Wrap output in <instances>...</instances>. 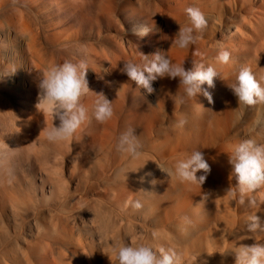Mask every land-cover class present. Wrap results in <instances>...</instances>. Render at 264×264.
Returning <instances> with one entry per match:
<instances>
[{"label": "rangeland", "instance_id": "obj_1", "mask_svg": "<svg viewBox=\"0 0 264 264\" xmlns=\"http://www.w3.org/2000/svg\"><path fill=\"white\" fill-rule=\"evenodd\" d=\"M0 1H1L0 2V28H2L5 31L8 29L5 32V35H2V38L0 36V50L2 49L1 51L3 52V48H7V47L11 50L13 49V54H12V57L10 59H9V57H3L2 52L0 51V53H1L0 54V61H1L0 62V98H1L0 101H2L0 103V200L1 201L4 200L6 198V195L7 196H14V197H17L19 199L21 198L22 201L27 200L28 197L35 198V199L39 198V200H40V201H38V204L36 205V210H35L34 214L33 215L32 214H30V215L26 214L25 216L23 214L20 215L16 219V222H18L20 220L21 223L20 222L16 223L15 227L8 225L6 223V221L1 219V217H0V219L4 221L3 222L4 224L1 222L2 223L1 226L5 225V226H3L4 229H3V227L0 226L2 229V231L1 230L0 231L5 233V235H6L5 236L6 238L4 239L5 241L0 240V252H1L0 253V264H32V263H35V264H46V263L47 264H56V263L57 264H78L72 258L69 261L63 260V259L61 260V259L56 258V255L54 254L55 253V243L59 242L63 238L60 234V230H61L62 226L57 222V220H55L56 214L60 215L61 217H64V218H62V219H64L63 227L68 232H71V234H69V235H72L75 238L79 237L80 241H82V242L93 240L92 239L93 237L91 238V236L94 234L93 231H91L93 233H91L90 231H89V233L87 232V236H86V231H83L81 229V227H78L75 224V223L80 222L81 220L83 221V223H88V219L84 218V215L80 214L81 209L84 207L83 205L89 204V202L91 203L93 201H108V199H109V201H111V200L112 201H119L118 199H123L124 194H125V196L129 195L124 202L126 205L127 204L130 205L129 202L134 200L133 196L130 195L132 185H133V181H131V178H129L131 176L128 174V169H129L130 165L131 166L141 165L142 167H144L146 169V172L148 171L147 174L149 173L148 168L153 167L155 169V171H157L158 169L156 170V168H157V166H159L158 168L160 171L159 170L158 171L160 173H162V175L160 176V173L158 171L157 172L159 174L151 173V171H150L147 178L149 180L150 179H154V180L153 181L148 180V182L145 184V190L146 189H149V190L148 191L146 190L145 195L142 196V200L140 199L142 202L145 203V201H146L148 203L143 204L140 201L142 204V207L139 209L133 208V211H135L134 213H138V214L143 213L142 217H144L145 221H146V218H149L152 220V221H149V223H151V224H148V228H150V226H151L150 229H154V230H157V229L162 230L163 229L164 231L171 233L172 236L178 232L176 235H178L179 237H180L181 233H180V231H177L178 227H179L178 230H181V232L184 231L186 233L188 231H185V229L189 230L188 228H190L188 234H194V236L197 239H199V241H201L200 246L198 245L196 247L198 250L201 251V253L206 254L208 251V247H210V248L215 249V250L220 249L223 252L222 257H224V255H226V257H232L233 256L232 250L234 247H238L240 245H251L254 243L252 238H249L246 236H240L238 238L237 229L238 228H241L243 230L247 229V223H248L249 215H257L256 213L262 207H264V206H261V204H264V198H261L260 196L258 197V195L246 193V195L245 194L243 195L246 198L243 197V203H241L240 202L241 194L238 191L234 190L236 195L235 194L229 195L228 192L224 191L223 189H225L227 187V185L224 187V185L226 183H229L228 185L230 187H228V188H231L235 183L232 176L228 174V171H230V169H231V166L229 164V154H228V153H230V147L229 146L232 144L238 143L239 140L241 141V139L242 140L243 139H251V140L255 141L256 143L258 141H260V142H258V144H260V143L264 144V142H262L261 139L258 140L259 136L255 132L256 128L252 127V122H253L252 120L253 119H251L250 116H252V115L254 116L253 113L255 112V110L252 111L251 108H248L249 110H247V108H245V106H243V108L241 110L240 105H235V106H237L236 112L234 111V110H236L235 106H234V108H229V110L227 112L228 114L227 113L225 114V119L228 117V119H232V120L229 121L227 119L228 120V121L226 120L227 122L224 120L226 123L224 121H222L221 122L222 124L219 122L221 126L223 125L221 127L222 130L219 131L220 132L219 133V132H217V129L218 128L220 129V126L216 124L217 123L216 120L218 118L216 117L217 115L214 113L216 108L214 110L213 108L208 106V104L203 103V101L201 99L196 101L197 103H199V105L197 106V103L193 104V101L191 102V100H192L191 98H186L185 99L186 103L185 102H184L185 104L182 103L183 108H184V110H183L181 103H178L176 100L177 98H175V95L177 94V92H175V90L176 91H178V90L173 89L174 91L172 90L169 92L167 90H165V91L163 90V92H164L163 93L161 89H163L164 87H162L163 85L162 86L160 85V77H158L156 80H154L155 83L153 81L151 82V86L153 85L152 86L153 92H151L152 94L146 92L145 89L138 88L131 80L130 81L132 83H130L127 75L123 71H121V69L123 68V64L126 61H132L134 63H140L141 60H140V57H138L139 52L145 54L144 52H146L148 49L146 47H148V45L151 44L152 38L150 37L151 33L149 32L150 35L148 33L147 34L148 36L146 35V37L144 38V41H143V39L136 40L133 36L127 34L126 31L128 29L132 28L131 26H133V23L135 21L140 22V18L138 17L139 13L141 12V10L143 11V8H145L144 5L147 4L148 0H145V1L144 0H133V1L132 0H129V1L128 0L127 1L122 0V2H121V0H61L63 2L62 3L63 6H61V7L60 6L58 7L57 5H55L53 3V0H39V3L32 4V5H30V2H29L30 0L29 1L28 0H20V1L19 0H0ZM119 1H120V3H119ZM26 2H27V4H26ZM49 3H50V5H49ZM142 4H144V5L142 6ZM74 5H76V7L79 9L80 12L77 11V13H76V12L72 11L71 7H73ZM112 5H113V7H112ZM111 8L115 11V12L113 11L114 13H116L115 15H113V14L109 15L110 12L112 11ZM17 9H18V11H22L21 12L22 18L20 19L21 21L23 19L22 22L17 21V19H16ZM136 9L137 10L139 9L138 12H135V11H137ZM108 16H109V19H108ZM111 19H113V20H111ZM111 21H112V23H111ZM18 30H20V31H18ZM15 31H17L15 33L16 35L14 34ZM7 32L10 34L9 35L7 34V36H6ZM19 34H22L20 36H23L22 37L23 41L21 42V44L17 43L18 42L17 37H20ZM31 36H32V38H31ZM206 37L208 38V36H206ZM113 40H114V42H113ZM205 40H206V38H205ZM30 42H32V44H33V45L30 44V46L31 45L33 46V47L31 46V48H32V50L34 48L33 51L36 52V56L38 58L39 63L42 64L40 69H38L34 66V64H33L34 60L31 59L29 54H27L28 51L26 48V46H27L26 44H29ZM8 44L10 47L8 46ZM23 44H25V45H23ZM142 45H144V46L142 47ZM192 45L193 44L189 45V49L186 48V51H187L186 53H188V50H189L190 54L188 53V56H190L189 59H191L190 60L191 66L189 65V68L192 67V65H195L196 63L197 64L201 63L204 66H210L209 63L211 61V59H210L211 57L209 58L208 55L206 56L207 50L202 52V53H201V51H200V53L197 52L198 54H196V52L192 51V47H191ZM142 50H144V52ZM128 51H129V53H128ZM191 53H192V55H191ZM193 54L197 56L196 57L197 59L196 58L194 59ZM207 57L209 58V61H208ZM134 58H136V59H134ZM40 60H41V62H40ZM80 60H84L87 63L88 68L90 69V70L88 69L86 72V79L88 81V87H89L90 91L85 93L84 95H82L81 100H80V102L82 104L84 103L83 105L87 109L88 119H86L84 124H82L80 126V128L77 129V132H75L73 134L74 136L72 135V137H70L69 140L67 139V140L58 141V142H49L44 137L43 129L45 127H51L53 124L55 125L58 122L56 120H53L50 115L45 114L38 106L35 107V105L37 103V93H38L37 83H38V79H39V73L45 67H51V66L63 63L65 61L77 62ZM192 60H194V61H192ZM191 61H192V63H191ZM195 61H198L200 63H198V62L195 63ZM122 62H123V64H122ZM206 62H208V65L206 64ZM19 63H22V64L24 63L23 68L21 70L15 68V67H17V65H19ZM121 64H122V66H121ZM119 65H120V67H119ZM42 66H44V67H42ZM33 68H36V69H33ZM186 69H188V67ZM10 70H11V72H9ZM90 71L93 74L90 73ZM7 72L9 75L13 74V75H15L14 77H17V78L19 76H22L21 79H19V81H18L19 83L18 82L17 83H11L8 79L6 81L4 77H5ZM97 73L100 75H97ZM1 79H2V81H1ZM3 79H4V82L6 81L5 84L3 82ZM20 80H21V82H20ZM115 81L118 84L115 83ZM132 84H134V86ZM18 86H20V87H18ZM131 86H133L134 88ZM110 87H111V89H110ZM6 88H9V89H6ZM16 88H18L17 89L18 93H16ZM120 88H121V90H120ZM118 89L120 90V94L118 92L119 91ZM178 89H179L178 94L179 95L182 94V92H183L182 88L179 87ZM114 90H115L116 94L113 93ZM155 92H157V93H155ZM167 92H168V96H170V98H168V96H166ZM96 93H103L104 96L109 100V102H112L113 116L104 122L96 121L92 115L93 109H94V102L97 99V97L95 95ZM170 93L173 94L174 97ZM158 94H159V97H158ZM160 94L162 97H160ZM114 95H115V97H114ZM179 95H176V97H178ZM120 96H121V98H119ZM116 97L118 98V100H116L118 103L115 101V99H117ZM155 97H157V98H155ZM199 98H201V97H199ZM155 99H156L158 104L155 103L156 102ZM172 100L173 101L175 100L177 102V104L175 101H174L175 103H173ZM187 100L189 101V103ZM147 101H148V103H147ZM166 101H169V102H166ZM163 102H166V103H163ZM200 103H201V105H200ZM148 104H149V106H148ZM165 104H166V106H164ZM7 105H8V107H7ZM168 105H169V107H168ZM190 105L191 106L193 105V107H192L193 109L190 107ZM145 106H146V108H145ZM148 107H150V109H148ZM161 107H163V108H161ZM185 107H187L186 109H189V107H190V109H189L190 111L186 110ZM239 107H240V109H239ZM159 108H160L161 112L159 111ZM194 108H195V111H194ZM144 109H146V110H144ZM197 109H200V110H197ZM114 110H116V111H114ZM178 110L179 111L182 110V111H180V113H179ZM232 110L234 112H232ZM182 112L184 113V115L186 112H188L187 114H189V112H190V114L188 116H191V112H193V114L195 116L194 115L191 117H187V115L181 116L180 114H182ZM239 112H241V115L239 114ZM248 113H250V115ZM208 114L209 115L212 114V115L209 116ZM229 114L230 115L233 114V115L230 116ZM201 115L203 117H201ZM180 116L182 118L184 117L185 121L188 118L189 119L191 118L192 124L189 123L190 120H187V122L184 121V123L185 124L187 123L189 126L187 124H186L187 125L186 126L183 123L184 126H182L181 129H180V127L178 128V126H179L178 122L180 120L178 121L175 118L178 117L177 119L183 120L182 118H180ZM185 117H187V118H185ZM192 117L194 120L192 119ZM206 117H207V120H206ZM172 118H174V119H172ZM212 118L213 119L216 118L215 121ZM211 120H212V124L210 122ZM255 120L256 119L254 118V121ZM27 121H28V123H27ZM213 121H214V124H213ZM242 121H245V122H242ZM17 122H18V124H17ZM35 122L37 124L36 126H35ZM170 122H173V123H170ZM194 122H195V125L193 124ZM206 122H208L210 124H208ZM43 123H44V125H43ZM198 123L199 124L201 123L200 126ZM227 123H228V126H227ZM249 123L251 124V126ZM116 124H117V126H116ZM171 124H173V125L176 124V125L173 126ZM25 125H26V127H25ZM207 125L208 126L210 125L209 127L212 126L213 129H215V128H217V129L212 131V129L211 128L209 129ZM215 125H217L219 127H217ZM185 126L188 127V129ZM190 126H194V127H190ZM205 126H207V128ZM20 127L22 129H24L23 132H20V131H22V129ZM198 127H200V128H198ZM25 128L26 129L28 128L27 132H26ZM183 128H185V129H183ZM17 129H19V130H17ZM128 129H133L135 131V134L138 135L140 141L142 142L143 151L145 152V156L142 159L143 161L139 160V161H133L132 162V160H129V157L126 153H121L116 148V144H117V140H118L119 135L121 133L127 131ZM189 129H191V130L189 131ZM203 129H204V131H206V129H207V131L204 132ZM173 130H174V132H173ZM198 130L202 133H199ZM192 131L195 133H193ZM115 132H116V134H115V136H113ZM222 132H223V134H222ZM154 133H156V134H154ZM176 133H177L178 137H175ZM181 133H183V134L181 135ZM211 133H213V134L211 135ZM216 133H219V134H216ZM188 134H190V135H188ZM220 134H222L223 137L222 136L220 137ZM251 134H252V136H251ZM91 135H92V137H91ZM107 135H110V136H107ZM192 135L193 136L195 135L196 137L195 136L192 137ZM199 135H203V137L202 136L200 137ZM209 135L211 136V138ZM215 135H217L218 137ZM212 137H213V139H212ZM226 137H227V139H225ZM19 138H20V140H19ZM158 138L160 140H158ZM165 138H166V140H165ZM173 138L174 139L180 138V140L177 139V141L175 142V140ZM184 138H185V140H183ZM204 139H206V140H204ZM112 140L114 141V143L112 142ZM182 140H183V142H182ZM207 140H208V142H207ZM236 140H238V141H236ZM77 141H78V143H77ZM205 141H206V143H204ZM212 141H215V144H213L214 142L212 143ZM263 141H264V139H263ZM169 142L171 143V145H173L172 143H174L175 146L174 145L171 146ZM186 142H187V144H186ZM107 143H108V145H107ZM112 143H113V145H112ZM183 143H185V144H183ZM209 143H210V145H209ZM226 144H228V145H226ZM164 145H166V146L164 147ZM176 145H178V146H176ZM221 145L222 146L224 145V146L221 147ZM206 146L208 148L210 146L211 147L208 149ZM213 146H215V150H218V152L221 151L220 152L221 154L220 153H218L219 155L216 154L215 153L216 151L215 152L213 151V149H214ZM110 147H111V150H110ZM169 147H171V148H169ZM219 147H221V149ZM16 149H17V152L15 151ZM78 149H79V151H78ZM62 150H63V152H62ZM195 150L200 151L203 155V158L206 159L208 161V163H209L208 159L211 160L212 157H213L212 160H214L216 156H218V157H216V160H217V158L220 159V157H222L223 152H224L223 153L224 158L227 156V159H225V162H223L224 160H222V158L220 159L222 161V164L220 163L221 161L219 162V159L217 160L218 162L216 160L215 161L211 160L210 165L209 164L208 165L211 166V164L213 162L215 163V165L212 164L213 165L212 168L209 167V169H212V171L209 170V172H208L209 174L208 173L204 174L202 170L197 171V178H199V176H201V175H205V177H207V178H205L203 184H201L202 186L201 185L198 186L199 184H194V185L192 184V186H191V185H189V183H180L177 180V178L175 177V175L172 173L175 161L177 159L183 158L184 155L190 154L192 151H195ZM210 152H212V153H210ZM48 153H50V154H48ZM70 153H72V154H70ZM76 153L79 155H77ZM52 154L57 155V156H53ZM212 154H214L215 156ZM180 155H181V157H180ZM207 155H209V157ZM156 156H157V159H156ZM207 157H208V159H207ZM57 158H59V159L57 160ZM127 158H128V160H127ZM146 158H148V159H146ZM75 159L77 162L75 161ZM111 159H112V161H111ZM152 160H153V162H152ZM158 160H160V163ZM125 161H126V163H125ZM129 162H131V164H129ZM123 163H125V164H123ZM166 163H168L169 166ZM216 163L217 164L220 163L219 166L220 165L221 166L219 167ZM54 164H56V165H54ZM76 165H78V166L76 167ZM146 165H147V167H146ZM155 165H156V167H155ZM73 166L75 168L72 169ZM161 166H162V168L164 167L163 169H165V170L167 169V170L166 171L163 170L161 168ZM214 166H216V167H214ZM213 167H214V169H213ZM223 167L226 170L228 169L227 173L225 172V169ZM38 168L39 169L42 168V170L45 171L46 175L44 174V172L41 169L39 170ZM221 168L224 170H222ZM54 169H56V170L54 171ZM38 170H39V173H38ZM113 170H114L115 174H114ZM161 170H163V171H161ZM53 171L55 174L53 173ZM163 172H164V175H163ZM56 173H57V175H56ZM117 173H119V174H117ZM199 173H201V174H199ZM60 174H62L63 176ZM225 174L228 175L229 179L225 178V177H227ZM58 175H60L61 177ZM120 175H123L124 177L122 176L120 179ZM211 175H213V176H211ZM41 176L42 177H46V176L53 177V181H56V182H57L58 178H59V180L61 178L62 179L64 178L63 180L65 182L62 181V179L60 180V182H62L61 183L62 185L59 184V182H57V183L60 185V187L65 188L68 193L65 190L64 193H67V194H64L65 197L62 196L61 202L64 204V205L61 204L62 210L60 212H55V213L52 212V215H50L51 213L49 215H46L47 213H45V215H42L44 218L42 217L39 221L42 223L40 226H43V227H41V228L39 227L38 229H34V224H33L34 222H32V221H34L35 218H33V217H35V215H37L36 213L39 212L37 210L48 207V204H51V203L47 202L48 199L46 197V193H45V195H44V192L42 193V195L40 194L41 192L39 190H40V179H41L40 177ZM164 176H165V178H164ZM208 176L209 177L211 176V178H209ZM71 179H78L77 180V182H78L77 186L73 187V184L70 182ZM122 179L125 181H123ZM162 179L164 180V182ZM214 180H215V182H214ZM68 181H69V183H67ZM115 181H117V182L115 183ZM106 182H108V183H106ZM153 182H154V184H153ZM206 182L207 183L209 182V185ZM213 182H214V184H213ZM216 182H219L220 185L222 184L221 185L222 187L220 188V185H218L219 183L217 184L218 185L217 186ZM221 182H223V183H221ZM230 182H232L231 183L232 185L230 184ZM63 183H66V184L71 185V186L67 187V185L66 184L63 185ZM113 183H114V185H116V190H115V186L112 185ZM150 183H151V186L148 185ZM93 184H96L97 186L93 185ZM126 184L129 187L126 186ZM161 185L163 186V188ZM102 186H103V188H105V190L102 189V191H101V189H99V188H102ZM147 186H148V188H147ZM195 186L196 187L198 186V188H197L198 194L196 191L197 189H195L196 188ZM215 186L218 188H216V190H214V189L212 190L211 187L215 188ZM85 187H86V190H85ZM106 187H108L109 190ZM122 187H124V188L122 189V192H121ZM151 187H152V189H151ZM156 187H157V189H155ZM190 187L192 190L189 189ZM183 188H184V190L186 188H188L187 189L188 191L185 190L186 192H183ZM113 189H114V191H113ZM125 189H127L128 191ZM181 189H182L183 193H181V197H180L179 193L181 192ZM218 189H219V191H217ZM83 190H84V193H83ZM87 190H88V193H87ZM159 190L160 191L162 190V191L160 192ZM168 190L171 193H168ZM199 190L202 193H200ZM36 191H38V192H36ZM163 191L164 192L166 191L167 193L166 192L164 193ZM210 191H211V193H210ZM214 191H216V193ZM155 192H158L159 194L158 193L156 194ZM174 192H176L177 195ZM191 192H193V194L195 196L197 195L196 198L194 195H192ZM219 192H221L220 195H219ZM223 192H224V194H223ZM90 193H91V195H90ZM147 193H148V195H147ZM151 193H152V195H155L156 199L154 196L150 195ZM161 193H163L164 195ZM186 193H188V194H186ZM80 194H82V195H80ZM168 194H170V195H168ZM23 195H25V196L23 197ZM73 195H75V197ZM162 195H163V197L164 196H166V197H164V199H163ZM205 195H206V197H205ZM216 195H217V197H216ZM70 196H71V198H70ZM86 196H87V198H86ZM130 196L132 198H130ZM158 196H160V198ZM192 196L194 199H192ZM81 197H84V198H81ZM189 197H191V198H189ZM24 198H26V199H24ZM148 198L150 199V202H149ZM157 198L160 200H158ZM184 198L186 201H188L187 203L184 200ZM75 199H76V201H75ZM131 199H133V200H131ZM152 199L154 201L153 206H151V204L153 203ZM172 199H173V201H172ZM190 199H191V201H190ZM210 199H212V200H210ZM69 200H72V202ZM89 200H91V201H89ZM178 200H179V202H178ZM249 200L250 201L252 200V202L257 200L258 202H256V201L253 202L254 203V205H253V204H249ZM77 201H79V202H77ZM156 201H157V203H156ZM181 201H182V204H180ZM158 202L160 204H158ZM164 203L167 205V207L165 206ZM187 204H188V206H187ZM208 204H210V205L208 206ZM217 204H219L218 207H216ZM148 205H150V207ZM171 205H172V207L175 206V208L172 209ZM176 205L179 206V208H177ZM190 205H192L191 207H195V206L200 207L201 206L200 209L202 208V210L205 211L206 213L209 210L207 214H209L212 210H213V212L210 213V216L208 217L209 219L207 221L200 222V221L195 219L194 215H192V208L190 207ZM206 205H207V207H206ZM186 206H187V209H185ZM220 206H222V207H220ZM159 207L161 209H159ZM165 208H166V210H165ZM218 208L221 210V213H223V214L218 212L219 211ZM224 208H226V209H224ZM243 208H245V209H243ZM210 209H211V211H210ZM247 209H249V210H247ZM77 210H79V211H77ZM184 210H186V211L184 212ZM225 210L228 211L229 213L226 212ZM62 211L63 212L66 211V213H63ZM72 213H74V214H72ZM156 213L158 216L156 215ZM0 214H1V212H0ZM75 214L78 217L77 220L73 219L76 216ZM212 214L214 216H212ZM225 214L227 216H229V215L230 216L227 217ZM47 216H51V218H48ZM79 219H80V221H78ZM159 219H160V221H159ZM183 219H185V220H183ZM179 220L183 221V222L185 221L183 223L184 226H186V223L188 226V223L191 220L189 223L190 226H188V228H187V226L184 228V226L182 224H179V222H180ZM235 220H236V222H235ZM27 221L29 222V225L27 224L28 223ZM49 221L52 223H49ZM82 221H81V223H82ZM133 222H136V221L133 219ZM164 222H165V224H164ZM221 222H223L224 224ZM55 223H56V225H55ZM17 224H19V225H17ZM26 225H27V227H26ZM141 225L144 226V228H145L144 223H141ZM191 226L193 227L195 232L191 231V230H193V229H191ZM76 227H78V229ZM173 227H176L177 229L173 231L172 230ZM206 227L208 229H206ZM19 228H21V229H19ZM54 228H55V230H54ZM74 228L76 229V231ZM170 228H171V230H170ZM183 228H184V230L182 231ZM196 228H198L199 231ZM39 229H41L40 230V232L42 231L41 233L39 232ZM51 229H52V231H51ZM119 229L121 230L119 232V234L118 235L116 234L117 236L116 235L114 236L115 242H125V243H130V244L133 242V244H135L137 242V240L139 239V237L137 235L138 234L137 231H133V232L128 231V232H126L127 233L126 234L121 228H119ZM173 229H175V228H173ZM14 230L15 231L17 230V231L14 232ZM9 231H10V233H9ZM12 231L14 234L12 233ZM49 231H51V232H49ZM7 232L9 235L7 234ZM174 232H176V233H174ZM197 233H198V235H197ZM108 235L111 236L112 235L111 232L107 233V235H106L107 238H109ZM176 235H174V238L178 239V236L176 237ZM226 235H228L227 239H226ZM17 236H20V237H17ZM123 236H124V238H123ZM202 236H204V238ZM22 237L24 238V240ZM116 237L117 238L119 237V238L117 239ZM133 237L136 239H134ZM214 238H215V240H214ZM259 238H260V236H259ZM66 239L68 240V238H66ZM25 240H26V242H23ZM229 240H231V241H229ZM13 241H15V243H13ZM35 242H36V244H35ZM210 242L212 244H210ZM33 243L35 244V246ZM5 246H6V248H5ZM14 246H17L18 248H14ZM31 246H32V248H31ZM226 246H227V249H226ZM224 247H225V249H224ZM18 249H19V251H18ZM180 249H181V251L185 250L183 247H181ZM227 250H228V252H224ZM12 251H14V252H12ZM23 251H25V252H23ZM15 252L18 255L15 254ZM21 255H23L24 258L21 257ZM53 255H54V258L53 257L51 258V256H53ZM37 257L39 258L38 260H37ZM55 258H56V260H55ZM34 260H36V261H34ZM84 264H86L85 261H84ZM111 264H114V261L111 262Z\"/></svg>", "mask_w": 264, "mask_h": 264}, {"label": "bare ground", "instance_id": "obj_2", "mask_svg": "<svg viewBox=\"0 0 264 264\" xmlns=\"http://www.w3.org/2000/svg\"><path fill=\"white\" fill-rule=\"evenodd\" d=\"M20 1V0H19ZM29 1V0H28ZM127 1V0H126ZM129 1V0H128ZM133 1V0H132ZM145 1V0H144ZM1 2V1H0ZM30 2V5H32V4H37V3H39V0H30L29 1ZM71 2V1H70ZM121 2H122V0H121ZM124 2V1H123ZM51 3V2H50ZM50 3H49V5H50ZM53 3L55 4V5H57L58 7L60 6H63V2L61 1V0H53ZM74 3V2H73ZM117 3V2H116ZM119 3H120V1H119ZM143 3V2H142ZM26 4H27V2H26ZM72 4V3H71ZM113 4V3H112ZM137 4V3H136ZM145 4V3H144ZM144 4H142V6L144 5ZM68 5V4H67ZM71 6V5H70ZM145 6V8H143V11L141 10V12L139 13V18H140V22L139 21H135L134 23H133V26H131L132 28L131 29H128L126 32H127V34H129V35H131V36H133L136 40H138V39H143V41H144V38L146 37V35L150 32L151 33V35H150V33H149V35H150V37L152 38H150L152 41H151V44L150 45H148V47H146V48H148L147 49V51L146 52H144V50H142L144 53H145V55H148V56H150L152 53H154V52H156V51H164V52H167V55H168V57H169V59L173 62V63H177V64H180V63H184V67H185V69L188 67L189 68V65H190V60L191 59H189L190 58V56H188V53H189V50H188V53H186L187 51H186V49H179V48H176L175 46H171V43H172V39H173V37H174V34L176 33V31L178 30V24L179 25H183V24H185L186 23V20H187V17H186V14H185V9L187 8V7H197V8H199V10L203 13V15H204V17H205V19H206V21H207V23H206V25H205V27L202 29V30H200V31H195L194 30V35H196V36H198L199 37V39H197L196 40V42L191 46L192 47V51H194V52H196V54H198L197 52H199L200 53V51H201V53L202 52H204V51H206L207 50V54H206V56L208 55V57L211 59V61H210V63H209V65L210 66H212L213 68H214V70L217 72V75L213 78V87H211V88H209L208 86H207V84H203V85H201V89H202V91L198 94H196V95H194V97L193 98H191L192 100H191V102L193 101V104H196L197 102V100H199V99H201L202 101H203V103H206V104H208V106H210L211 108H213L214 110H215V108H216V110H215V114L217 115L216 117L218 118L216 121H217V125H219L220 126V129L218 130L217 128H215V129H217V132H219V131H221L222 130V126L220 125V123L222 122V121H226L227 119H228V117L225 119V114L228 112V110H229V108H234V106L235 105H238V104H236L237 103V100H236V98H235V96L232 94V92H231V90H230V88L228 87V85H230V84H232L234 81H235V76H236V74H237V72H238V70L240 69V67L241 66H244V65H246V66H248L249 68H250V70L252 71V74L254 75V77L256 78V80L261 84V86L262 87H264V79H262V77H264V0H148L147 1V4L146 5H144ZM17 7V6H16ZM69 7V6H68ZM84 7V6H83ZM111 7V6H110ZM112 7H113V5H112ZM12 8V7H11ZM118 8V7H117ZM71 9H72V11H74V12H76L77 13V11H79V9L76 7V5H74L73 7H71ZM112 9V8H111ZM115 9V8H114ZM133 9V8H132ZM131 9V10H132ZM16 10V9H15ZM69 10V9H68ZM82 10V9H81ZM130 10V11H131ZM137 10V9H136ZM139 10V9H138ZM138 10L137 11H135V12H138ZM64 11V10H63ZM66 11V10H65ZM111 11V10H110ZM114 10L112 9V11L110 12V14L109 15H111V14H113V15H115L116 13H114L113 12ZM117 11V10H116ZM133 11V12H134ZM21 12L22 11H18V9H17V17H16V19H17V21H21L20 19L22 18V15H21ZM80 12V11H79ZM24 13V12H23ZM122 13V12H121ZM131 13V12H130ZM3 14V13H2ZM106 14V13H105ZM133 14V13H132ZM137 14V13H136ZM5 15V14H4ZM9 15V14H8ZM24 16V15H23ZM95 16V15H94ZM122 16V15H121ZM136 16V15H135ZM104 17V16H103ZM107 17V16H106ZM105 17V18H106ZM113 17V16H112ZM24 18V17H23ZM95 18V17H94ZM118 18V17H117ZM129 18V17H128ZM25 19V18H24ZM104 19V18H103ZM108 19H109V16H108ZM111 20H113V19H111ZM22 21H23V19H22ZM21 21V22H22ZM110 21V20H109ZM114 22V21H113ZM30 23V22H29ZM111 23H112V21H111ZM15 25V24H14ZM71 25V24H70ZM98 25V24H97ZM59 27V26H58ZM15 28V27H14ZM34 28V27H33ZM99 28V27H98ZM60 29V28H59ZM133 29H136V31L137 32H139V31H141L142 29H147V31L146 32H143V34H141V35H134L133 34ZM8 30V29H7ZM6 30V31H7ZM5 30H3L2 28H0V36H1V38H2V35H5V32H6ZM14 31V30H13ZM18 31H20V30H18ZM73 31V30H72ZM17 31H15L14 32V34L16 33ZM25 32V31H24ZM19 33V32H18ZM88 33V32H87ZM7 34L9 35L10 33H6V36H7ZM16 35V34H15ZM20 35H22V34H19V36ZM117 36V35H116ZM148 36V35H147ZM206 36H208V38L206 37ZM22 37L23 36H20V37H17V43L19 44H21V42L23 41L22 40ZM214 37V38H213ZM31 38H32V36H31ZM205 38H206V40H205ZM55 39V38H54ZM149 39V40H150ZM9 40V39H8ZM60 40V39H59ZM113 42H114V40H113ZM150 42V41H149ZM26 43V42H25ZM68 43V42H67ZM30 44H32V42H30L29 44H26L27 46H26V48H27V51H28V53L27 54H29L30 55V57H31V59H33L34 61V66L36 67V68H38V69H40V67H41V65L42 64H40L39 63V61H38V58H37V56H36V52L35 51H33L34 50V48H33V50H32V48H31V46L33 45H31L30 46ZM62 44V43H61ZM124 44V43H123ZM14 45V44H13ZM23 45H25V44H23ZM29 45V46H28ZM40 45V44H39ZM63 45V44H62ZM8 46H9V44H8ZM144 45H142V47H143ZM6 47V46H5ZM10 47V46H9ZM12 47V46H11ZM19 47V46H18ZM33 47V46H32ZM129 47V46H128ZM134 47V46H133ZM3 48V47H2ZM39 48V47H38ZM105 48V47H104ZM188 49H189V47H188ZM221 49H224V50H227L228 52H229V60H228V62L227 63H224V64H221V63H219L217 60H216V56H217V54H218V52L221 50ZM2 50V49H1ZM0 50V51H1ZM36 50V49H35ZM132 50V49H131ZM44 51V50H43ZM127 51V50H126ZM136 51V50H135ZM141 51V50H140ZM2 52V51H1ZM123 52V51H122ZM191 52V51H190ZM127 53V52H126ZM128 53H129V51H128ZM137 53V52H136ZM140 53V52H139ZM1 54V53H0ZM12 54H13V49L11 50V49H9L8 47L7 48H3V52H2V56L3 57H9V59L12 57ZM41 54V53H40ZM132 54V53H131ZM190 54V53H189ZM38 55V54H37ZM191 55H192V53H191ZM201 55V54H200ZM19 56V55H18ZM125 56V55H124ZM205 56V57H206ZM29 57V58H30ZM60 57V56H59ZM132 57V56H131ZM138 57H140V56H138ZM193 57H194V59L197 57L196 55H194L193 54ZM207 57V58H208ZM118 58V57H117ZM137 58V57H136ZM136 58H134V59H136ZM209 58H208V61H209ZM30 59V60H31ZM42 59V58H41ZM197 59V58H196ZM124 60V59H123ZM45 61V60H44ZM100 61V60H99ZM192 61H194V60H192ZM192 61H191V63H192ZM200 61V60H199ZM1 62V61H0ZM17 62V61H16ZM40 62H41V60H40ZM124 62V61H123ZM123 62H122V64H123ZM196 62H198V61H195V63ZM202 62V61H201ZM46 63V62H45ZM52 63V62H51ZM104 63V62H103ZM109 63V62H108ZM194 63V62H193ZM198 63H200V62H198ZM203 63V62H202ZM24 64V63H23ZM23 64L22 63H19V65H17V67H15L16 69H19V70H21L22 68H23ZM114 64V63H113ZM116 64V63H115ZM122 64H121V66H122ZM197 64V63H196ZM201 64V63H200ZM206 64L208 65V62H206ZM8 65V64H7ZM15 65V64H14ZM44 65V64H43ZM16 66V65H15ZM103 66V65H102ZM116 66V65H115ZM191 66V65H190ZM25 67V66H24ZM27 67V66H26ZM42 67H44V66H42ZM106 67V66H105ZM119 67H120V65H119ZM205 67H207V66H205ZM36 68H33V69H36ZM106 69V68H105ZM111 69V68H110ZM90 70V69H89ZM187 70V69H186ZM39 71V70H38ZM112 71V70H111ZM9 72H11V70L9 71ZM89 72V71H88ZM90 73H92L91 71H90ZM107 73V72H106ZM23 74V73H22ZM93 74V73H92ZM19 75V74H18ZM17 75V76H18ZM97 75H100V74H98L97 73ZM109 75V74H108ZM4 76V75H3ZM15 75H9L8 74V72L6 73V75H5V80L7 81V79L11 82V83H17L18 81H19V79H21V77L22 76H19L18 78L17 77H14ZM110 76V75H109ZM24 77V76H23ZM100 77V76H99ZM102 77V76H101ZM104 77V76H103ZM3 78V77H2ZM98 78V77H97ZM111 78V77H110ZM23 79V78H22ZM100 79V78H99ZM97 80V79H96ZM106 80V79H105ZM111 80V79H110ZM117 80V79H116ZM1 81H2V79H1ZM5 81V82H6ZM125 81V80H124ZM128 81V80H127ZM130 81V80H129ZM3 82H4V79H3ZM5 82H4V84H5ZM20 82H21V80H20ZM108 82V81H107ZM106 82V83H107ZM114 82V81H113ZM154 82V81H153ZM9 83V82H8ZM19 83V82H18ZM103 83V82H102ZM115 83H117L116 81H115ZM130 83H132L131 81H130ZM134 83V82H133ZM155 83V82H154ZM3 84V85H4ZM22 84V83H21ZM114 84V83H113ZM118 84V83H117ZM116 84V85H117ZM135 84V83H134ZM134 84H132L133 86H134ZM157 84V83H156ZM102 85V84H101ZM115 85V84H114ZM130 85V84H129ZM128 85V86H129ZM158 85V84H157ZM160 85L162 86V87H164L163 89H161L162 90V92H163V90L165 91V90H167L168 92L169 91H172L173 89L175 90V89H177L178 91H176L175 90V92H177V94L176 95H179L178 94V92H179V87H178V79L177 78H172V79H169L167 76H165V77H163V78H160ZM159 85V86H160ZM8 86V85H7ZM11 86V85H10ZM113 86V85H112ZM120 86V85H119ZM133 86H131V87H133ZM153 86V85H152ZM151 86V87H152ZM18 87H20V86H18ZM5 88V87H4ZM12 88V87H11ZM10 88V89H11ZM22 88V87H21ZM114 88V87H113ZM118 88V87H117ZM122 88V87H121ZM121 88H120V90H121ZM134 88V87H133ZM132 88V89H133ZM136 88V87H135ZM157 88V87H156ZM160 88V87H159ZM6 89H9V88H6ZM17 89L18 88H16V93H18L17 92ZM110 89H111V87H110ZM109 89V90H110ZM127 89V88H126ZM143 89V88H142ZM155 89V88H154ZM14 90V89H13ZM117 90V89H116ZM119 90V89H118ZM120 90L118 91L119 92V94H120ZM173 90V91H174ZM204 90H206L207 92H209L210 93V95H211V98H212V102L211 103H209L208 102V100L205 98V96L203 95V91ZM8 91V90H7ZM20 91V90H19ZM112 91V90H111ZM156 91V90H155ZM122 92V91H121ZM153 92V91H152ZM168 92H167V95L166 96H168ZM174 92V93H175ZM15 93V94H16ZM113 93H115V90H114V92ZM138 93V92H137ZM155 93H157V92H155ZM154 93V94H155ZM164 93V92H163ZM166 93V92H165ZM116 94V93H115ZM123 94V93H122ZM152 94V93H151ZM150 94V95H151ZM171 94V93H170ZM2 95V94H1ZM106 95V94H105ZM109 95V94H108ZM124 95V94H123ZM171 95H173V94H171ZM176 95H175V98H177L176 97ZM181 95V94H180ZM145 96V95H144ZM149 96V95H148ZM153 96V95H152ZM164 96V95H163ZM114 97H115V95H114ZM158 97H159V94H158ZM160 97H162L161 96V94H160ZM173 97H174V95H173ZM199 97H201V98H199ZM117 98V97H116ZM119 98H121V96L119 97ZM155 98H157V97H155ZM168 98H170V96H168ZM172 98V97H171ZM133 99V98H132ZM146 99V98H145ZM153 99V98H152ZM173 99V98H172ZM0 100H1V98H0ZM116 100H118V98L117 99H115V101ZM150 100V99H149ZM161 100V99H160ZM177 100V99H176ZM153 101V100H152ZM151 101V102H152ZM155 101H156V99H155ZM173 101V100H172ZM175 101V100H174ZM173 101V103H175ZM188 101V100H187ZM201 101V102H202ZM2 101H0V103H1ZM117 102V101H116ZM150 102V101H149ZM159 102V101H158ZM166 102H169V101H166ZM166 102H163V103H166ZM200 102V101H199ZM118 103V102H117ZM147 103H148V101H147ZM146 103V104H147ZM155 103H157V101L155 102ZM154 103V104H155ZM161 103V102H160ZM172 103V102H171ZM186 103V102H185ZM184 103V104H185ZM188 103H189V101H188ZM84 104V103H83ZM150 104V103H149ZM149 104H148V106H149ZM153 104V105H154ZM158 104V103H157ZM156 104V105H157ZM176 104H177V102H176ZM117 105V104H116ZM122 105V104H121ZM182 105V104H181ZM188 105V104H187ZM199 105V103H197V106ZM200 105H201V103H200ZM203 105V104H202ZM147 106V105H146ZM146 106H145V108H146ZM152 106V105H151ZM158 106V105H157ZM161 106V105H160ZM164 106H166V104L164 105ZM179 106V105H178ZM240 106H241V110H242V108H243V106H245V108H247V110H249L248 108H251L252 109V111L253 110H255V112L253 113L254 114V116L252 115V116H250L251 117V119H253L252 121V127H255L256 128V133H257V135L259 136V139L258 140H260L261 139V141L262 142H264L263 141V139H264V103H258V104H253V105H243V104H240ZM6 107V106H5ZM7 107H8V105H7ZM120 107V106H119ZM168 107H169V105H168ZM188 107V106H187ZM187 107H185V109L187 108ZM190 107L192 108L193 107V105L191 106L190 105ZM190 107H189V109H190ZM195 107V106H194ZM237 106H235V109L236 110H234L235 112L237 111V108H236ZM127 108V107H126ZM161 108H163V107H161ZM148 109H150V107H148ZM177 109V108H176ZM175 109V110H176ZM179 109V108H178ZM182 109L184 110V108H183V105H182ZM189 109H186V110H189ZM193 109V108H192ZM239 109H240V107H239ZM144 110H146V109H144ZM185 110V111H186ZM197 110H200V109H197ZM213 110V111H214ZM231 110V109H230ZM232 110V112H234ZM12 111V110H11ZM114 111H116V110H114ZM159 111H160V108H159ZM180 111H182V110H180ZM180 111L178 110V112L180 113ZM190 111V110H189ZM194 111H195V108H194ZM146 112V111H145ZM161 112V111H160ZM230 112V111H229ZM250 112V111H249ZM176 113V112H175ZM188 112H186L185 113V115H184V113L182 112V114H180L181 116L183 115V116H186L187 115V117H191V116H193L194 114H193V112H191V116H188L189 114H190V112H189V114H187ZM196 113V112H195ZM199 113V112H198ZM212 113V112H211ZM231 113V112H230ZM174 114V113H173ZM228 114V113H227ZM239 114L241 115V112H239ZM249 115H250V113H248ZM15 115V114H14ZM88 115V114H87ZM147 115V114H146ZM179 115V114H178ZM177 115V116H178ZM207 115V114H206ZM209 115V114H208ZM212 115V114H211ZM211 115H209V116H211ZM230 115V114H229ZM233 114H231L230 116H232ZM244 115V114H243ZM163 116V115H162ZM180 116V118H182ZM195 116V115H194ZM205 116V115H204ZM215 116V115H214ZM227 116V115H226ZM229 116V117H230ZM164 117V116H163ZM187 117H185V118H187ZM201 117H203L202 115H201ZM249 117V116H248ZM178 118V117H177ZM177 118H175L176 120H180L181 121V119H177ZM210 118V117H209ZM231 118V117H230ZM254 118L256 119L255 121H254ZM19 119V118H18ZM35 119V118H34ZM165 119V118H164ZM172 119H174V118H172ZM183 119V121H185L184 120V117L182 118ZM192 119H193V117H192ZM198 119V118H197ZM203 119V118H202ZM213 119V118H212ZM215 119L216 118H214L213 120L215 121ZM246 119V118H245ZM32 120V119H31ZM47 120V119H46ZM163 120V119H162ZM187 120H190V122L189 123H191L192 121H191V118L189 119H187ZM187 120L185 121V122H187ZM194 120V119H193ZM200 120V119H199ZM206 120H207V117H206ZM209 120V119H208ZM229 121L230 120H232V119H228ZM227 120V121H228ZM249 120V119H248ZM15 121V120H14ZM154 121V120H153ZM177 121V122H178ZM202 121V120H201ZM214 121H213V124H214ZM224 121V122H225ZM226 121V122H227ZM19 122V121H18ZM18 122H17V124H18ZM157 122V121H156ZM198 122V121H197ZM211 122V124H212V120L210 121ZM220 122V123H219ZM225 122V123H226ZM242 122H245V121H242ZM249 122V121H248ZM27 123H28V121H27ZM32 123V122H31ZM49 123V122H48ZM138 123V122H137ZM170 123H173V122H170ZM206 123H208V122H206ZM251 123V122H250ZM249 123V124H250ZM16 124V123H15ZM34 124V123H33ZM84 124V123H83ZM187 124V123H186ZM185 123H184V125H186ZM192 124V123H191ZM194 125H195V122L193 123ZM199 124V123H198ZM201 124V123H200ZM200 124H199V126H200ZM204 124V123H203ZM208 124H210V123H208ZM222 124V123H221ZM28 125V124H27ZM37 124H36V122H35V126H36ZM43 125H44V123H43ZM153 125V124H152ZM161 125V124H160ZM164 125V124H163ZM171 125H173V124H171ZM174 125H176V124H174ZM173 125V126H174ZM179 125V124H178ZM184 125H182V126H184ZM188 125V124H187ZM186 125V126H187ZM217 125H215V126H217ZM30 126V125H29ZM48 126V125H47ZM116 126H117V124H116ZM182 126H178V128L180 127V129H181V127ZM185 126V127H186ZM189 126V125H188ZM204 126V125H203ZM202 126V127H203ZM208 126V125H207ZM207 126H205L206 128H207ZM210 126V125H209ZM208 126V128L210 129H212V131L213 130H215V129H213L212 128V126L211 127H209ZM214 126V127H215ZM219 126H217V127H219ZM227 126H228V123H227ZM250 126H251V124H250ZM24 127V126H23ZM25 127H26V125H25ZM149 127V126H148ZM171 127V126H170ZM190 127H194V126H190ZM21 128V127H20ZM30 128V127H29ZM80 128V127H79ZM151 128V127H150ZM161 128V127H160ZM167 128V127H166ZM187 129H188V127H186ZM196 128V127H195ZM198 128H200V127H198ZM22 129V128H21ZM26 129V128H25ZM28 129V128H27ZM27 129H26V132H27ZM159 129V128H158ZM183 129H185V128H183ZM197 129V128H196ZM202 129V128H201ZM17 130H19V129H17ZM23 130L24 129H22V131H20V132H23ZM102 130V129H101ZM116 130V129H115ZM152 130V129H151ZM191 129H189V131H190ZM193 130V129H192ZM31 131V130H30ZM165 131V130H164ZM168 131V130H167ZM178 131V130H177ZM180 131V130H179ZM195 131V130H194ZM197 131V130H196ZM199 131V130H198ZM203 131H204V129H203ZM206 131H207V129H206ZM206 131H204V132H206ZM211 131V130H210ZM224 131V130H223ZM76 132H77V130H76ZM159 132V131H158ZM166 132V131H165ZM172 132V131H171ZM173 132H174V130H173ZM184 132V131H183ZM193 132V131H192ZM216 132V131H215ZM29 133V132H28ZM193 133H195V132H193ZM199 133H202V132H200L199 131ZM209 133V132H208ZM220 133V132H219ZM219 133H216V134H219ZM252 133V132H251ZM27 134V133H26ZM115 134H116V132L114 133V135L113 136H115ZM151 134V133H150ZM154 134H156V133H154ZM169 134V133H168ZM183 133H181V135H182ZM206 134V133H205ZM210 134V133H209ZM213 133H211V135H212ZM222 134H223V132H222ZM222 134H220V137L222 136L223 137V135ZM250 134V133H249ZM254 134V133H253ZM40 135V134H39ZM85 135V134H84ZM175 135V134H174ZM173 135V136H174ZM188 135H190V134H188ZM187 135V136H188ZM248 135V134H247ZM246 135V136H247ZM24 136V135H23ZM74 136V135H73ZM107 136H110V135H107ZM161 136V135H160ZM186 136V137H187ZM195 136V135H194ZM193 135H192V137H194ZM198 136V135H197ZM200 137L202 136L203 137V135H199ZM210 136V135H209ZM215 136H217V135H215ZM226 136V135H225ZM249 136V135H248ZM251 136H252V134H251ZM20 137V136H19ZM45 137V136H44ZM82 137V136H81ZM91 137H92V135H91ZM165 137V136H164ZM167 137V136H166ZM175 137H178L177 136V133H176V136ZM174 137V138H175ZM184 137V136H183ZM191 137V138H192ZM196 137V136H195ZM207 137V136H206ZM218 137V136H217ZM21 138V137H20ZM20 138H19V140H20ZM75 138V137H74ZM173 138V139H174ZM190 138V139H191ZM199 138V137H198ZM208 138V137H207ZM210 138H211V136H210ZM209 138V139H210ZM256 138V137H255ZM23 139V138H22ZM73 139V138H72ZM76 139V138H75ZM80 139V138H79ZM82 139V138H81ZM178 139V138H177ZM177 139H174L175 140V142L177 141ZM200 139V138H199ZM212 139H213V137H212ZM225 139H227V137L225 138ZM257 139V138H256ZM44 140V139H43ZM69 140V139H68ZM111 140V139H110ZM151 140V139H150ZM158 140H160L159 138H158ZM165 140H166V138H165ZM178 140H180V138L178 139ZM183 140H185V138L183 139ZM183 140H182V142H183ZM192 140V139H191ZM204 140H206V139H204ZM203 140V141H204ZM216 140V139H215ZM221 140V139H220ZM239 140V139H238ZM238 140H236V141H238ZM242 140V139H241ZM244 140V139H243ZM156 141V140H155ZM163 141V140H162ZM196 141V140H195ZM211 141V140H210ZM240 141V140H239ZM257 141V140H256ZM18 142V141H17ZM70 142V141H69ZM112 142L114 143V141L112 140ZM174 142V141H173ZM179 142V141H178ZM185 142V141H184ZM200 142V141H199ZM207 142H208V140H207ZM214 142V143H213ZM225 142V141H224ZM227 142V141H226ZM258 142H260V141H258ZM257 142V143H258ZM22 143V142H21ZM20 143V144H21ZM77 143H78V141H77ZM113 143H112V145H113ZM116 143V142H115ZM155 143V142H154ZM170 143V142H169ZM168 143V144H169ZM180 143V142H179ZM204 143H206V141L204 142ZM212 143L213 144H215V141H212ZM72 144V143H71ZM74 144V143H73ZM110 144V143H109ZM164 144V143H163ZM167 144V143H166ZM173 145H174V143H172ZM183 144H185V143H183ZM182 144V145H183ZM186 144H187V142H186ZM202 144V143H201ZM261 144V143H260ZM107 145H108V143H107ZM147 145V144H146ZM154 145V144H153ZM161 145V144H160ZM170 145H171V143H170ZM173 145H171V146H173ZM204 145V144H203ZM209 145H210V143H209ZM208 145V146H209ZM217 145V144H216ZM219 145V144H218ZM226 145H228V144H226ZM166 145H164V147H165ZM175 146V145H174ZM176 146H178V145H176ZM187 146V145H186ZM224 146V145H223ZM222 145H221V147H223ZM22 147V146H21ZM207 147V146H206ZM211 147V146H210ZM209 147V148H210ZM214 147V149H213V151L216 153V154H218V153H220V152H218V150H215V146H213ZM212 147V148H213ZM218 147V146H217ZM221 147H219L220 149H221ZM37 148V147H36ZM169 148H171V147H169ZM208 148V147H207ZM208 148V149H209ZM10 149V148H9ZM62 149V148H61ZM60 149V150H61ZM179 149V148H178ZM218 149V148H217ZM110 150H111V147H110ZM145 150V149H144ZM16 152H17V149L15 150ZM43 151V150H42ZM41 151V152H42ZM78 151H79V149H78ZM210 151V150H209ZM36 152V151H35ZM46 152V151H45ZM62 152H63V150H62ZM71 152V151H70ZM114 152V151H113ZM158 152V151H157ZM165 152V151H164ZM228 152V151H227ZM39 153V152H38ZM79 153V152H78ZM173 153V152H172ZM210 153H212V152H210ZM224 153V152H223ZM222 153V157H220V159L222 158V160H224L223 162H225V159H227V156L224 158V154ZM48 154H50V153H48ZM70 154H72V153H70ZM77 154V153H76ZM221 154V153H220ZM227 154V153H226ZM228 154H230V153H228ZM227 154V155H228ZM53 155V154H52ZM69 155V154H68ZM77 155H79V154H77ZM212 155H214V154H212ZM219 155V154H218ZM53 156H57V155H53ZM88 156V155H87ZM147 156V155H146ZM162 156V155H161ZM206 156V155H205ZM208 157H209V155H207ZM215 156V155H214ZM38 157V156H37ZM61 157V156H60ZM79 157V156H78ZM82 157V156H81ZM180 157H181V155H180ZM179 157V158H180ZM208 157H207V159H208ZM216 157H218V156H216ZM216 157H215V159L214 160H212L213 159V157H212V161H215L216 160ZM40 158V157H39ZM50 158V157H49ZM63 158V157H62ZM67 158V157H66ZM70 158V157H69ZM85 158V157H84ZM153 158V157H152ZM151 158V159H152ZM173 158V157H172ZM177 158V157H176ZM211 158V157H210ZM59 158H57V160H58ZM61 159V158H60ZM64 159V158H63ZM87 159V158H86ZM146 159H148V158H146ZM156 159H157V156H156ZM159 159V158H158ZM162 159V158H161ZM219 158H217V160H218ZM219 159V162L221 161ZM49 160V159H48ZM69 160V159H68ZM127 160H128V158H127ZM130 160V159H129ZM154 160V159H153ZM153 160H152V162H153ZM171 160V159H170ZM174 160V159H173ZM172 160V161H173ZM209 160V163H208V161L205 159V161L210 165V163H211V160L210 159H208ZM216 160V161H217ZM36 161V160H35ZM60 161V160H59ZM75 161H76V159H75ZM111 161H112V159H111ZM117 161V160H116ZM143 161V160H142ZM159 161V163H160V160H158ZM171 161V162H172ZM227 161V160H226ZM49 162V161H48ZM57 162V161H56ZM73 162V161H72ZM77 162V161H76ZM92 162V161H91ZM109 162V161H108ZM121 162V161H120ZM119 162V163H120ZM133 162V161H132ZM151 162V163H152ZM156 162V161H155ZM164 162V161H163ZM218 162V161H217ZM54 163V162H53ZM96 163V162H95ZM125 163H126V161H125ZM125 163H123V164H125ZM157 163V162H156ZM155 163V164H156ZM169 163V162H168ZM168 163H166L167 165H168ZM221 164H222V161L220 162ZM219 163V164H220ZM57 164V163H56ZM56 164H54V165H56ZM77 164V163H76ZM129 164H131V162H129ZM137 164V163H136ZM165 164V165H166ZM212 164H214L215 165V163L213 162ZM211 164V166H209L210 168H212V165ZM217 164V163H216ZM219 164H217L218 166H219ZM59 165V164H58ZM153 165V164H152ZM166 165V166H167ZM216 165V166H217ZM75 166V165H74ZM72 167V169L73 168H75V167ZM78 165H76V167H77ZM108 166V165H107ZM125 166V165H124ZM128 166V165H127ZM149 166V165H148ZM169 166V165H168ZM167 166V167H168ZM171 166V165H170ZM173 166V165H172ZM216 166H214V167H216ZM221 166V165H220ZM219 166V167H220ZM225 166V165H224ZM48 167V166H47ZM52 167V166H51ZM61 167V166H60ZM69 167V166H68ZM113 167V166H112ZM121 167V166H120ZM146 167H147V165H146ZM155 167H156V165H155ZM159 166H157V168H156V170L158 169L159 170V168H158ZM214 167H213V169H214ZM43 168V167H42ZM42 168H40L41 170H42ZM65 168V167H64ZM71 168V167H70ZM91 168V167H90ZM98 168V167H97ZM100 168V167H99ZM123 168V167H122ZM126 168V167H125ZM128 168V167H127ZM161 168H162V166H161ZM164 168V167H163ZM162 168V169H163ZM166 168V167H165ZM169 168V167H168ZM224 168V167H223ZM39 169V168H38ZM39 169V170H40ZM58 169V168H57ZM62 169V168H61ZM118 169V168H117ZM120 169V168H119ZM222 169V168H221ZM225 169V168H224ZM224 169H222V170H224ZM39 170H38V173H39ZM56 169H54V171H55ZM59 170V169H58ZM57 170V171H58ZM70 170V169H69ZM116 170V169H115ZM122 170V169H121ZM125 170V169H124ZM148 170H149V173H150V171H151V173H156V174H159L160 172V170L157 172V171H155V169L153 168V167H150V168H148ZM163 170H165V169H163ZM163 170H161V171H163ZM167 170V169H166ZM165 170V171H166ZM169 170V169H168ZM228 170V169H227ZM227 170L225 169V172L227 173ZM43 171V170H42ZM54 171H53V173H54ZM62 171V170H61ZM73 171V170H72ZM86 171V170H85ZM92 171V170H91ZM118 171V170H117ZM120 171V170H119ZM170 171V170H169ZM210 171H212V169H210ZM214 171V170H213ZM44 172V174L46 175V173H45V171H43ZM80 172V171H79ZM113 172H114V170H113ZM112 172V173H113ZM124 172V171H123ZM148 172V171H147ZM147 172H146V169L144 168V167H142L141 165H137V166H131L130 165V167H129V169H128V174L131 176V177H129V178H131V181H133V185H132V189H131V194L130 195H132L133 196V199L134 200H142V196L143 195H145V193H146V190L148 191L149 189H146L145 190V184L148 182V175H149V173L147 174ZM224 172V173H225ZM229 172L230 171H228V174H229ZM58 173V172H57ZM57 173H56V175H57ZM66 173V172H65ZM70 173V172H69ZM72 173V172H71ZM120 173V172H119ZM119 173H117V174H119ZM204 173V172H203ZM213 173V172H212ZM48 174V173H47ZM52 174V173H51ZM50 174V175H51ZM55 174V173H54ZM114 174H115V172H114ZM199 174H201V173H199ZM205 174V173H204ZM209 174V173H208ZM223 174V173H222ZM37 175V174H36ZM60 175H62V174H60ZM60 175H58V176H60ZM86 175V174H85ZM110 175V174H109ZM128 175V176H129ZM162 175V173H160V176ZM163 175H164V172H163ZM168 175V174H167ZM227 177H225V178H228V175L227 174H225ZM230 175V174H229ZM54 176V175H53ZM63 176V175H62ZM67 176V175H66ZM123 175H120V179H121V177H122ZM127 176V175H126ZM166 176V175H165ZM165 176H164V178H165ZM174 176V175H173ZM196 176H197V173H196ZM211 176H213V175H211ZM211 176L209 177V178H211ZM61 177V176H60ZM113 177V176H112ZM116 177V176H115ZM124 177V176H123ZM158 177V176H157ZM167 177V176H166ZM200 177V176H199ZM230 177V176H229ZM41 178V179H40ZM39 179H40V194L42 195V193L44 192V195H45V193H46V197H47V199H48V201L47 202H49V203H51V204H48V207H45V208H43V209H40V210H37V211H39V212H37L36 214L37 215H35V217H33V218H35L34 219V221H32V222H34L33 224H34V229H38L39 227L41 228V227H43V226H40L42 223L39 221L43 216L42 215H45V213H47L46 215H49L50 213V215H52V212H60L62 209H61V204H63L61 201H62V196H64V194H67L68 192H67V190L65 189V188H63V187H60V185L59 184H61L62 182H60V180L62 179H60L59 180V178H58V180H57V182H59V184L56 182V181H53V177H49V176H46V177H40ZM90 178V177H89ZM205 178H207V177H205ZM64 179V178H63ZM62 179V181H64ZM67 179V178H66ZM79 179V178H78ZM78 179H71V183L73 184V187H75V186H77V184H78V182H77V180ZM84 179V178H83ZM87 179V178H86ZM124 179V178H123ZM122 179V180H123ZM218 179V178H217ZM229 179V178H228ZM227 179V180H228ZM68 180V179H67ZM88 180V179H87ZM116 180V179H115ZM118 180V179H117ZM121 180V181H122ZM129 180V179H128ZM127 180V181H128ZM153 181L154 179H150L149 181ZM163 180V179H162ZM210 180V179H209ZM221 180V179H220ZM224 180V179H223ZM4 181V180H3ZM82 181V180H81ZM86 181V180H85ZM123 181H125V180H123ZM158 181V180H157ZM208 181V180H207ZM65 182V181H64ZM117 181H115V183H116ZM130 182V181H129ZM163 182H164V180H163ZM214 182H215V180H214ZM214 182H213V184H214ZM234 182V181H233ZM67 183H69V181L67 182ZM85 183V182H84ZM106 183H108V182H106ZM125 183V182H124ZM152 183V182H151ZM151 183L150 184H148L149 186H151ZM207 183V182H206ZM212 183V182H211ZM219 182H216V185L218 184ZM221 183H223V182H221ZM232 182H230V184H231ZM4 184V183H3ZM10 184V183H9ZM64 184H66V183H63V185ZM101 184V183H100ZM99 184V185H100ZM105 184V183H104ZM111 184V183H110ZM132 184V183H131ZM153 184H154V182H153ZM169 184V183H168ZM203 184V183H202ZM208 185H209V182L207 183ZM229 183H226L225 185H224V187L227 185V187L226 188H228V187H230L229 185H228ZM62 185V184H61ZM67 185V187H69V186H71V185H68V184H66ZM93 185H96V184H93ZM102 185V184H101ZM100 185V186H101ZM112 185H114V183L112 184ZM163 185V184H162ZM161 185V186H162ZM183 185V184H182ZM185 185V184H184ZM188 185V184H187ZM189 185H191L192 186V184H189ZM194 185V184H193ZM207 185V186H208ZM218 185H220V183L218 184ZM217 185V186H218ZM222 185V184H221ZM220 185V188L222 187ZM232 185V184H231ZM10 186V185H9ZM97 186V185H96ZM99 186V187H100ZM104 186V185H103ZM103 186H102V188H99V189H101V191H102V189H104L105 190V188H103ZM106 186V185H105ZM115 186V190H116V185H114ZM124 186V185H123ZM126 186H128L127 184H126ZM155 186V185H154ZM159 186V185H158ZM199 186V185H198ZM198 186L195 188V189H197L198 188ZM202 186V185H201ZM211 186V185H210ZM25 187V186H24ZM38 187V186H37ZM84 187V186H83ZM94 187V186H93ZM109 187V186H108ZM108 187H106L107 189H108ZM112 187V186H111ZM129 187V186H128ZM131 187V186H130ZM153 187V186H152ZM152 187H151V189H152ZM170 187V186H169ZM177 187V186H176ZM179 187V186H178ZM183 187V186H182ZM206 187V186H205ZM10 188V187H9ZM39 188V187H38ZM77 188V187H76ZM82 188V187H81ZM124 187H122L121 188V192H122V189H123ZM147 188H148V186H147ZM162 188H163V186H162ZM161 188V189H162ZM174 188V187H173ZM181 188V187H180ZM212 188V190L214 189V190H216V188H218V187H216L215 186V188L214 187H211ZM34 189V188H33ZM36 189V188H35ZM83 189V188H82ZM98 189V190H99ZM155 189H157V187L155 188ZM178 189V188H177ZM176 189V190H177ZM188 188H186L185 190H187ZM189 189H191V187L189 188ZM20 190V189H19ZM66 190V192L67 193H64V191ZM85 190H86V187H85ZM103 190V191H104ZM109 190V189H108ZM107 190V191H108ZM125 190H127V189H125ZM166 190V189H165ZM184 190V188H183V192H186ZM192 190V189H191ZM207 190V189H206ZM205 190V191H206ZM211 190V191H212ZM30 191V190H29ZM70 191V190H69ZM100 191V192H101ZM113 191H114V189H113ZM128 191V190H127ZM160 191V190H159ZM162 191V190H161ZM160 191V192H161ZM188 191V190H187ZM194 191V190H193ZM197 191V194H198V189L196 190ZM200 191V190H199ZM211 191H210V193H211ZM217 191H219V189L217 190ZM21 192V191H20ZM36 192H38V191H36ZM116 192V191H115ZM164 192V191H163ZM166 192V191H165ZM164 192V193H165ZM182 192V189H181V192L179 193L180 194V197H181V193H183ZM208 192V191H207ZM215 193H216V191H214ZM31 193V192H30ZM83 193H84V190H83ZM87 193H88V190H87ZM103 193V192H102ZM117 193V192H116ZM149 193V192H148ZM148 193H147V195H148ZM156 194L158 193V192H155ZM167 193V192H166ZM168 193H171V192H169V190H168ZM174 193H176V192H174ZM192 193V195H194L193 194V192H191ZM200 193H202L201 191H200ZM199 193V194H200ZM213 193V192H212ZM218 193V192H217ZM220 193L221 192H219V195H220ZM4 194V193H3ZM18 194V193H17ZM35 194V193H34ZM121 194V193H120ZM159 194V193H158ZM161 194H163V193H161ZM186 194H188V193H186ZM205 194V193H204ZM223 194H224V192H223ZM250 194H253V195H258V197L260 196L261 198H264V186H261L260 188H258V189H256L255 191H253V192H251ZM6 195V194H5ZM36 195V194H35ZM80 195H82V194H80ZM90 195H91V193H90ZM150 195H152V193L150 194ZM149 195V196H150ZM164 195V194H163ZM163 195H162V197H163ZM168 195H170V194H168ZM167 195V196H168ZM176 195H177V193H176ZM203 195V194H202ZM208 195V194H207ZM236 195V194H235ZM246 195V194H245ZM18 196V195H17ZM25 195H23V197H24ZM28 196V195H27ZM74 197H75V195H73ZM77 196V195H76ZM98 196V195H97ZM129 196V195H128ZM128 196H125V194H124V197H123V199H118L119 201H109V199H108V201H93V202H89V204H86V205H83L84 207L81 209V212H80V214L81 215H84V218H87L88 219V223H83V221H82V223H81V221H80V219L78 220V221H80V222H78V223H75L78 227H81V229L83 230V231H86V236H87V232L89 233V231L91 232V231H93L94 232V234L91 236V238L93 239V240H91L90 238V240L91 241H84V242H82V241H80V239H79V237H73L72 235H69V234H71V232H68L67 230H65L64 229V227H63V224H64V219H62V218H64V217H61L60 215H58V214H56V216H55V220H57V222L62 226L61 227V230H60V234H61V236L63 237L59 242H57V243H55V255H56V258H58V259H63V260H71V258L73 259V260H75L78 264H84V261L86 262V264H111V262H113V261H111V256H110V247H111V242H115L114 241V236L117 234H119V232L121 231L119 228H121L125 233L126 232H133V231H137V235H138V237H139V239L137 240V242L136 243H148V244H150L152 247H153V250H155L156 248H158V247H160V246H163V247H169V246H172V247H174L179 253H180V255L182 256V264H234V256H232V257H226V255H224V257H222V255H223V252L219 249V250H215V249H212V248H210V247H208V251H207V253L206 254H203V253H201V251L200 250H198L196 247L199 245L200 246V243H201V241H199V239H197L195 236H194V234H188V232H189V230H190V228H188V226H190V221H189V223H188V226H187V223H186V226H187V228L189 229V230H186L185 229V231H188L187 233L186 232H184L183 230H184V228L186 227V226H184L183 225V223L185 222H183V221H180L179 222V224H182L183 226H184V228L182 229V231L183 232H181V230H178L179 229V227H178V229L176 228V227H173V228H175V229H173L172 228V230L174 231V230H176L177 229V231H180V237L178 236V235H176L177 233L176 232H174V233H176V234H174V235H176V237L178 236V239H176V238H174V235L172 236L171 235V233H168L167 231H164L163 229L161 230L160 228V230H154V229H150L151 228V226H150V228H148V224H151V223H149V221H152L151 219H149V218H146V221L144 220V217H142V215H143V213L142 214H138V213H134L135 211H133V208L130 206V205H126L125 204V200H126V198L128 197ZM152 196H154L155 197V195H152ZM186 196V195H185ZM195 196V195H194ZM197 196V195H196ZM196 196H195V198H196ZM211 196V195H210ZM214 196V195H213ZM34 197V196H33ZM65 197V196H64ZM85 197V196H84ZM84 197H81V198H84ZM159 198H160V196H158ZM164 197H166V196H164ZM164 197H163V199H164ZM169 197V196H168ZM178 197V196H177ZM204 197V196H203ZM205 197H206V195H205ZM208 197V196H207ZM216 197H217V195H216ZM243 197H245V196H243ZM5 198V197H4ZM70 198H71V196H70ZM86 198H87V196H86ZM130 198H132L131 196H130ZM147 198V197H146ZM150 198V197H149ZM148 198V199H149ZM187 198V197H186ZM189 198H191V197H189ZM210 198V197H209ZM246 198V197H245ZM24 199H26V198H24ZM73 199V198H72ZM79 199V198H78ZM117 199V198H116ZM133 199H131V200H133ZM144 199V198H143ZM155 199H156V197H155ZM158 199V198H157ZM167 199V198H166ZM176 199V198H175ZM182 199V198H181ZM192 199H194L193 198V196H192ZM236 199V198H235ZM234 199V200H235ZM241 199V198H240ZM140 200V201H141ZM158 200H160V199H158ZM162 200V199H161ZM184 200H185V198H184ZM203 200V199H202ZM210 200H212V199H210ZM216 200V199H215ZM214 200V201H215ZM38 201H40L39 200V198H31V197H28V199L27 200H21V198L19 199V198H17V197H14V196H7L6 195V198L4 199V200H0V212H1V214H0V217H1V219H3L4 221H6V223L8 224V225H10V226H12V227H15V224L16 223H19L20 222V220L18 221V222H16V219L20 216V215H26V214H34V212H35V210H36V205L38 204ZM53 201V202H52ZM69 201H71L72 202V200H69ZM75 201H76V199H75ZM89 201H91V200H89ZM169 201V200H168ZM172 201H173V199H172ZM186 201V200H185ZM190 201H191V199H190ZM193 201V200H192ZM250 201V200H249ZM252 201V200H251ZM256 202H258L257 200H255ZM255 201H253V202H255ZM77 202H79V201H77ZM76 202V203H77ZM142 202V201H141ZM149 202H150V199H149ZM152 204H151V206H153V204H154V201H153V199H152ZM178 202H179V200H178ZM188 201H186V203H187ZM198 202V201H197ZM216 202V201H215ZM83 203V202H82ZM127 203V202H126ZM143 204H147L148 202H146L145 201V203L144 202H142ZM156 203H157V201H156ZM171 203V202H170ZM209 203V202H208ZM212 203V202H211ZM214 203V202H213ZM47 204V203H46ZM68 204V203H67ZM158 204H160L159 202H158ZM165 204V203H164ZM179 204V203H178ZM180 204H182V201H181V203ZM247 204V203H246ZM253 205H254V203H252ZM261 204V203H260ZM43 205V204H42ZM64 205V204H63ZM66 205V204H65ZM70 205V204H69ZM75 205V204H74ZM169 205V204H168ZM173 205V204H172ZM172 205H171V207H172ZM186 205V204H185ZM210 204H208V206H209ZM218 205L219 204H217L216 205V207H218ZM221 205V204H220ZM245 205V204H244ZM252 205V206H253ZM72 206V205H71ZM149 207H150V205H148ZM155 206V205H154ZM165 206L167 207V205L165 204ZM164 206V207H165ZM170 206V205H169ZM187 206H188V204H187ZM187 206H186V208L185 209H187ZM192 205H190V207H191ZM194 206V205H193ZM251 206V207H252ZM261 206H264V204H261ZM67 207V206H66ZM157 207V206H156ZM176 207L177 208H179V206H177L176 205ZM182 207V206H181ZM201 207V206H200ZM200 207L199 206H195V207H191L192 208V215H194V217H195V219L196 220H198V221H200V222H203V221H207L209 218V216H210V213L211 212H213V210L211 211V209H210V213L209 214H207L208 213V211H207V213L205 212V211H203L202 210V208L200 209ZM206 207H207V205H206ZM212 207V206H211ZM220 207H222V206H220ZM236 207V206H235ZM243 207V206H242ZM241 207V208H242ZM245 207V206H244ZM63 208V207H62ZM173 208H175V206L174 207H172V209ZM159 209H161L160 207H159ZM171 209V208H170ZM171 209V210H172ZM222 209V208H221ZM224 209H226V208H224ZM243 209H245V208H243ZM59 210V211H58ZM66 210V209H65ZM165 210H166V208H165ZM182 210V209H181ZM218 212H220L221 213V210L218 208ZM247 210H249V209H247ZM69 211V210H68ZM72 211V210H71ZM77 211H79V210H77ZM137 211V210H136ZM143 211V210H142ZM162 211V210H161ZM180 211V210H179ZM186 210H184V212H185ZM226 211V210H225ZM257 211V210H256ZM63 212V211H62ZM226 212H228V211H226ZM225 212V213H226ZM236 212V211H235ZM234 212V213H235ZM53 213V214H54ZM63 213H66V211L65 212H63ZM145 213V212H144ZM229 213V212H228ZM72 214H74V213H72ZM180 214V213H179ZM187 214V213H186ZM221 214H223V213H221ZM257 215V217H258V219H259V223L261 224V225H264V207H262L257 213H256ZM28 215V216H29ZM76 215V214H75ZM146 215V214H145ZM155 215V214H154ZM156 215H157V213H156ZM167 215V214H166ZM171 215V214H170ZM174 215V214H173ZM226 215V214H225ZM158 216V215H157ZM212 216H214L213 214H212ZM223 216V215H222ZM227 216V215H226ZM230 216V215H229ZM229 216H227V217H229ZM48 218H51V216H47ZM69 217V216H68ZM67 217V218H68ZM155 217V216H154ZM175 217V216H174ZM221 217V216H220ZM242 217V216H241ZM30 218V217H29ZM44 218V217H43ZM81 218V217H80ZM156 218V217H155ZM212 218V217H211ZM0 219V220H1ZM27 219V218H26ZM25 219V220H26ZM46 219V218H45ZM73 219H75V220H77L78 219V217H77V215L73 218ZM82 219V218H81ZM133 219L136 221V222H133ZM158 219V218H157ZM168 219V218H167ZM219 219V218H218ZM3 220H1L0 221V226L2 225V223L4 222ZM53 220V219H52ZM154 220V219H153ZM183 220H185V219H183ZM223 220V219H222ZM237 220V219H236ZM236 220H235V222H236ZM51 221V220H50ZM49 221V223H52V222H50ZM72 221V220H71ZM74 221V220H73ZM159 221H160V219H159ZM164 221V220H163ZM176 221V220H175ZM178 221V220H177ZM2 222V223H1ZM24 222V221H23ZM28 222V221H27ZM26 222V223H27ZM31 222V223H32ZM85 222V221H84ZM173 222V221H172ZM224 222V221H223ZM223 222H221V223H223ZM21 223V222H20ZM141 223H144V225H145V228H144V226H142L141 225ZM163 223V222H162ZM4 224V223H3ZM23 224V223H22ZM28 225H29V222L27 223ZM164 224H165V222H164ZM171 224V223H170ZM224 224V223H223ZM17 225H19V224H17ZM16 225V226H17ZM24 225V224H23ZM55 225H56V223H55ZM75 225V226H76ZM153 225V224H152ZM181 225V226H182ZM220 225V224H219ZM236 225V224H235ZM3 226H5V225H3ZM3 226H1V227H3ZM163 226V225H162ZM173 226V225H172ZM178 226V225H177ZM180 226V225H179ZM182 226V227H183ZM194 226V225H193ZM201 226V225H200ZM207 226V225H206ZM1 227H0V230L2 231V229H1ZM26 227H27V225H26ZM55 227V226H54ZM78 227H76L77 229H78ZM169 227V226H168ZM10 228V227H9ZM18 228V227H17ZM56 228V227H55ZM55 228H54V230H55ZM59 228V227H58ZM57 228V229H58ZM164 228V227H163ZM235 228V227H234ZM3 229H4V227H3ZM7 229V228H6ZM16 229V228H15ZM19 229H21V228H19ZM31 229V228H30ZM33 229V228H32ZM53 229V228H52ZM52 229H51V231H52ZM56 229V230H57ZM75 229V228H74ZM191 229H193V227L191 226ZM196 229H198V228H196ZM206 229H208L207 227H206ZM24 230V229H23ZM40 230L41 229H39V232H40ZM43 230V229H42ZM167 230V229H166ZM170 230H171V228H170ZM232 230V229H231ZM0 231V232H1ZM8 231V230H7ZM17 231V230H16ZM15 230H14V232H16ZM21 231V230H20ZM19 231V232H20ZM34 231V230H33ZM51 231H49V232H51ZM75 231H76V229H75ZM191 231H194V229L193 230H191ZM198 231H199V229H198ZM202 231V230H201ZM204 231V230H203ZM5 232V231H4ZM32 232V231H31ZM38 232V231H37ZM42 232V231H41ZM40 232V233H41ZM55 232V231H54ZM53 232V233H54ZM93 232H91V233H93ZM109 232H111V236H109L108 235V237L109 238H107V233H109ZM170 232V231H169ZM195 232V231H194ZM214 232V231H213ZM9 233H10V231H9ZM12 233H13V231H12ZM58 233V232H57ZM135 233V232H134ZM201 233V232H200ZM206 233V232H205ZM211 233V232H210ZM7 234H8V232H7ZM14 234V233H13ZM20 234V233H19ZM45 234V233H44ZM56 234V233H55ZM54 234V235H55ZM74 234V233H73ZM78 234V233H77ZM127 234V233H126ZM129 234V233H128ZM155 234V235H154ZM173 234V233H172ZM237 234H238V238L240 237V236H246V237H249V238H252L253 239V241H254V243H264V232H259V231H257V233H251V232H249L248 231V228L247 229H245V230H243V229H241V228H238L237 229ZM9 235V234H8ZM33 235V234H32ZM39 235V234H38ZM46 235V234H45ZM57 235V234H56ZM81 235V234H80ZM116 235V236H117ZM124 235V234H123ZM197 235H198V233H197ZM205 235V234H204ZM6 235H5V233H3V232H1L0 233V240H4L6 237H5ZM28 236V235H27ZM129 236V235H128ZM209 236V235H208ZM227 236L228 235H226V239H227ZM259 236H260V238H259ZM11 237V236H10ZM17 237H20V236H17ZM30 237V236H29ZM45 237V236H44ZM131 237V236H130ZM137 237V236H136ZM142 237V238H141ZM203 238H204V236H202ZM23 238V237H22ZM66 238H68V240L66 239ZM83 238V237H82ZM117 238V237H116ZM119 238V237H118ZM117 238V239H118ZM123 238H124V236H123ZM127 238V237H126ZM134 238V237H133ZM199 238V237H198ZM9 239V238H8ZM87 239V238H86ZM85 239V240H86ZM116 239V240H117ZM131 239V238H130ZM134 239H136V238H134ZM213 239V238H212ZM23 240H24V238H23ZM40 240V239H39ZM214 240H215V238H214ZM5 241V240H4ZM12 241V240H11ZM58 241V240H57ZM220 241V240H219ZM229 241H231V240H229ZM7 242V241H6ZM23 242H26V240L25 241H23ZM33 242V241H32ZM131 242V241H130ZM212 242V241H211ZM210 242V244H212ZM226 242V241H225ZM3 243V242H2ZM13 243H15V241H13ZM12 243V244H13ZM22 243V242H21ZM31 243V242H30ZM17 244V243H16ZM23 244V243H22ZM34 244V243H33ZM35 244H36V242H35ZM35 244H34V246H35ZM41 244V243H40ZM131 244H133V242L131 243ZM24 245V244H23ZM206 245V244H205ZM228 245V244H227ZM207 246V245H206ZM216 246V245H215ZM2 247V246H1ZM181 247H183L185 250L184 251H181ZM220 247V246H219ZM5 248H6V246H5ZM11 248V247H10ZM14 248H18L17 246H14ZM31 248H32V246H31ZM206 248V247H205ZM221 248V247H220ZM12 249V248H11ZM21 249V248H20ZM23 249V248H22ZM202 249V248H201ZM224 249H225V247H224ZM226 249H227V246H226ZM17 250V249H16ZM15 250V251H16ZM43 250V249H42ZM18 251H19V249H18ZM17 251V252H18ZM7 252V251H6ZM12 252H14V251H12ZM23 252H25V251H23ZM204 252V251H203ZM224 252H228V250L227 251H224ZM1 253V252H0ZM15 254H17L16 252H15ZM232 254V253H231ZM4 255V254H3ZM18 255V254H17ZM21 257H23V255H21ZM54 258V255L53 256H51V258ZM2 258V257H1ZM24 258V257H23ZM22 258V259H23ZM56 258H55V260H56ZM39 258L37 257V260H38ZM4 260V259H3ZM7 260V259H6ZM29 260V259H28ZM54 260V259H53ZM8 261V260H7ZM23 261V260H22ZM30 261V260H29ZM34 261H36V260H34ZM40 261V260H39ZM38 261V262H39ZM44 261V260H43ZM74 261V262H75ZM58 262V261H57ZM16 263V262H15ZM37 263V262H36ZM32 264H35V263H32ZM47 264V263H46ZM57 264V263H56ZM114 264H115V262H114Z\"/></svg>", "mask_w": 264, "mask_h": 264}, {"label": "clouds", "instance_id": "obj_3", "mask_svg": "<svg viewBox=\"0 0 264 264\" xmlns=\"http://www.w3.org/2000/svg\"><path fill=\"white\" fill-rule=\"evenodd\" d=\"M185 14L186 23L178 24V30L171 43V46L179 49H186L189 45L194 44L199 39L194 35V30L197 32L202 30L207 23L203 13L197 7H187ZM132 31L134 35H141L147 29H142L139 32L136 29ZM167 52L156 51L150 56L139 53L141 62L126 61L121 71L138 88H143L148 93L153 91L151 82L158 77L177 78L178 87L183 90L182 94L177 97V102L181 104L185 102L186 98H193L194 95L200 93L201 85L207 84L209 88L213 87V78L217 72L212 66L205 67L202 64H195L186 70L183 66L184 63H173ZM216 60L221 64L227 63L229 52L221 49ZM88 69L84 60L65 61L45 67L39 73L35 107L38 106L45 114L50 115L53 120L58 122L43 129L44 136L49 142L69 139L88 119L87 109L80 102L82 95L90 91L86 79ZM228 87L235 96L238 105L264 103V87L256 80L246 65L240 67L235 81ZM95 95L97 99L94 102L92 115L96 121L104 122L113 116L112 102H109L103 93ZM203 95L209 103L212 102L209 92L204 90ZM178 123L182 126L184 121L181 120ZM229 147V164L231 166L229 174L235 183L231 188L223 190L229 195H234V190L238 191L241 194L240 202L243 203L244 194L264 186V144L244 139ZM116 148L121 153H126L132 161L142 160L145 156L142 142L133 129H128L119 135ZM199 170L207 174L210 169L202 153L195 150L184 155L183 158L177 159L172 173L180 183L199 184L200 186L205 180V175L197 178L195 174ZM129 203L134 209L142 207L140 200H133ZM252 203L249 201V204ZM247 228L251 233L264 232V225L259 223L256 215H249ZM109 251L111 261H114L115 264H182V256L172 246L167 248L160 246L153 250V247L148 243L111 242ZM232 253L234 264H264V243L240 245L234 247Z\"/></svg>", "mask_w": 264, "mask_h": 264}]
</instances>
